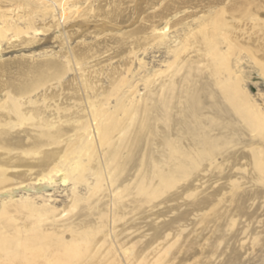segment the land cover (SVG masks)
<instances>
[{
    "label": "bare ground",
    "instance_id": "1",
    "mask_svg": "<svg viewBox=\"0 0 264 264\" xmlns=\"http://www.w3.org/2000/svg\"><path fill=\"white\" fill-rule=\"evenodd\" d=\"M50 32L61 55L0 73V264H264V0H0V67Z\"/></svg>",
    "mask_w": 264,
    "mask_h": 264
},
{
    "label": "rangeland",
    "instance_id": "2",
    "mask_svg": "<svg viewBox=\"0 0 264 264\" xmlns=\"http://www.w3.org/2000/svg\"><path fill=\"white\" fill-rule=\"evenodd\" d=\"M145 4L146 3L143 2V7H145ZM192 10H193V8H191V9L189 8V9H187V12L190 13ZM144 11L146 12V10L144 9L142 13L145 14ZM144 14H141V16H143ZM181 14L184 15L185 12L181 13ZM181 14H179V15L182 16ZM74 23H77V22L72 21L69 23V25H67L68 30L73 29L72 31H74V30L77 31V33L75 34L76 36L73 38L74 40L72 39V41H73V42H71L72 46H74L79 40H82V38L85 39L86 41L92 40L93 36H87L86 34L88 31L93 29V28H87V26L90 25L93 27V24L87 25L85 23H82L83 24L82 25L80 23H77L74 26ZM99 28H100V26L96 27V29H99ZM126 28L127 27L122 26L120 28V31H124ZM86 29H87V31H86ZM84 33H85V35H84L85 38L83 37ZM50 34L52 35L53 39H52ZM50 34L49 33L48 34L47 33L46 34L41 33L38 37V38H40V41L36 45L31 44L32 43L31 40H33V39H30V38H32V36L22 35V38H24V40L29 39L27 42L29 44L30 49L2 52L1 58L4 61L9 62V63H5V64H11L10 65L11 68H6L5 66L0 67V73H1L2 77L4 79H6L7 76L13 72H16V73L26 72L27 68H29L30 65H40L41 62H36V61L42 60L48 54L56 53V54H58V56L61 55L59 52L62 51L63 49L65 50L67 46L62 47L61 44L59 45V43L57 44L56 42H54L53 41L54 40V36H53L54 33L50 32ZM47 37H49V38H47ZM41 40H44L43 43H41L42 42ZM4 43L5 42L0 41V46H4L3 45ZM136 47H138V46H136ZM145 47L142 46L141 48H136L135 51L139 50L136 55L139 58V60L141 59L144 62H146L147 67H146V69L140 68L139 67L140 63L138 62L139 60H137V61H135L134 65L132 66V70L134 69L133 72H136V73L140 74L141 76H143L147 69H150V70L153 69V71H156L158 69L165 70L166 63H168V61H169V58L166 55L165 50L163 48L160 49L154 45L152 46V44L151 45L148 44ZM144 50H146V51H144ZM23 55H25V56H23ZM61 61L65 64H68V61L62 56H61ZM114 63L119 65L116 61ZM244 75H245V90L247 91V93L253 98L260 97V96L264 97V83L262 82V79L259 76L260 75L259 72L252 67L246 66ZM141 76H138V79H140ZM71 78H73V75H72V73H69L68 76H66V80H70ZM150 80L152 81L153 78H151ZM145 82H147V81H145ZM143 84L144 83H140L138 85L140 90L141 89L144 90L145 86ZM142 90H141V92L143 93ZM263 100H264V98H263ZM63 190H64V188H62V187L59 189L53 187V188H49L47 191H45L43 193L47 197H52V199H51L52 202L59 203V202H62V200H65V198H66V193ZM26 192H27L26 189L17 190V193H15V195L13 196L14 199H16V200H14V202H16V203L21 202L22 203L23 199L25 198L24 195H26ZM28 193L30 194V198L27 199L28 202H30L32 205L35 204L37 206H40L42 204L41 203L42 200L35 198V195H33V191L28 192ZM5 197L8 198L7 196H5ZM20 199H22V200H20ZM0 203H1V200H0ZM61 206H62V204L60 203L59 207H61ZM33 207H34V210H36L37 207L34 205H33ZM29 212L30 211L28 209H25L23 206H21V211H20V214H18V215L28 214ZM261 224H262V217H258L257 218V228L258 227L261 228V226H262ZM251 261L254 262V264H257V263L261 264V260H258L257 258H254V257H252V259H251V257L249 255H243L242 257H236L234 259L233 264H253Z\"/></svg>",
    "mask_w": 264,
    "mask_h": 264
}]
</instances>
